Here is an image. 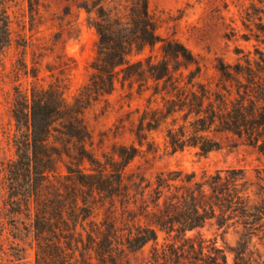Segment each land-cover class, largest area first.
<instances>
[{"label":"trees","instance_id":"1","mask_svg":"<svg viewBox=\"0 0 264 264\" xmlns=\"http://www.w3.org/2000/svg\"><path fill=\"white\" fill-rule=\"evenodd\" d=\"M128 1L124 11L112 8L115 0H92L82 7L95 14L91 25L99 41L93 74L74 103L59 82L33 86L29 97L18 93L13 111L20 133L17 160L0 170V192L8 194L5 207L25 211L37 242L35 264H129L127 253L150 243L148 264H228L224 249L187 234L209 220L223 226L236 216L252 237L264 227V194L253 203L243 180L220 174L196 180L194 174L170 172L152 182L127 170L160 151L153 134L163 135L171 154L193 149L206 157L223 150L231 137L264 156V52L256 48L254 58L244 55V63L234 65L219 60L211 81L186 46L157 34L148 0ZM261 34L255 39L264 44V27ZM10 44L7 0H1L0 54ZM160 44L161 60L130 62L134 53ZM121 73L131 89L135 83L153 85H140L139 95L150 96L132 122L133 143H114L99 157L88 148L92 136L84 114L113 93ZM32 77L38 78L37 72ZM121 129L123 124L117 133ZM158 233L173 236V243L160 249ZM249 246L242 239L231 250L233 264H246ZM8 261H21V251L5 245L0 219V264Z\"/></svg>","mask_w":264,"mask_h":264},{"label":"rangeland","instance_id":"2","mask_svg":"<svg viewBox=\"0 0 264 264\" xmlns=\"http://www.w3.org/2000/svg\"><path fill=\"white\" fill-rule=\"evenodd\" d=\"M91 1L7 0L11 44L0 54V170L17 160L15 140L20 133L13 111L19 92L29 97L33 86L47 88L59 82L66 89V99L74 103L88 84L99 41L91 25L95 14L89 15L82 8ZM130 4L128 0H115L112 8L119 6L124 11ZM148 9L156 22L157 34L186 46L201 61L211 81L216 79L219 60L234 65L239 60L244 63V55L251 54L254 58L256 48L264 52V44L255 39L256 35L262 36L264 0H148ZM161 46L146 48L139 55L134 53L129 60L144 64L151 56L161 60ZM35 72L38 78L32 77ZM123 76L119 75L110 96L93 103L84 114L92 136V146L88 148L99 157L110 152L114 143H133L131 129L138 119L136 111L146 106L150 96V92L140 96L139 88L141 84L152 86L151 81L135 83L131 89ZM122 124L124 129L117 133V127ZM152 138L160 151L137 159L128 168V174H142L152 182L157 175L170 172L194 174L196 180L220 174L224 178L243 180L241 183L252 202H260L259 196L264 194V156L258 150L229 137L223 150L206 157L197 155L193 149L171 154L166 150L163 135L153 134ZM62 170L66 173L64 167ZM7 202L8 194L1 190L0 219L4 224L5 245L21 251V261L5 264H35L37 242L30 221L25 211L6 209ZM223 224L219 226L218 219L209 220L204 228L189 232L187 237L201 235L209 244L224 249L228 264L234 262L231 250L246 239L250 246L245 263L264 264V227L251 237L240 217H228ZM158 243L161 249L173 243V236L168 238L165 233H158ZM152 251L150 243L138 252H128L126 260L129 264H148Z\"/></svg>","mask_w":264,"mask_h":264}]
</instances>
